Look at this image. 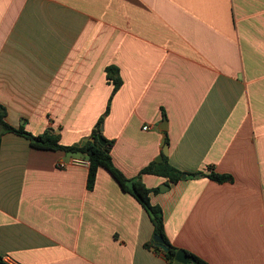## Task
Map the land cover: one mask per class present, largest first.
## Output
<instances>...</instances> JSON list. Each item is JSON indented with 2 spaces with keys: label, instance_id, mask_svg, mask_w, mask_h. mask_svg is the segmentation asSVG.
Listing matches in <instances>:
<instances>
[{
  "label": "crops",
  "instance_id": "0c3cea01",
  "mask_svg": "<svg viewBox=\"0 0 264 264\" xmlns=\"http://www.w3.org/2000/svg\"><path fill=\"white\" fill-rule=\"evenodd\" d=\"M0 102L8 123L64 145L104 116L113 164L152 190L175 246L264 264V0H0ZM165 144L176 182L142 172ZM72 158L87 160L3 134L0 256L167 264L142 204L104 167L89 188V164L58 166Z\"/></svg>",
  "mask_w": 264,
  "mask_h": 264
},
{
  "label": "trees",
  "instance_id": "16d2710c",
  "mask_svg": "<svg viewBox=\"0 0 264 264\" xmlns=\"http://www.w3.org/2000/svg\"><path fill=\"white\" fill-rule=\"evenodd\" d=\"M108 79L114 84L111 98L119 89L122 83V79L119 75L118 68L116 66L110 65L106 68ZM109 105L105 114H108ZM7 109L4 104L0 102V147L2 143V136L6 132H13L22 136H25L30 140V143L33 147L39 149H49V150H64L70 153H78L84 155L89 161V174H88V187L92 188L94 186L96 175L99 167L106 168L113 177L119 182L122 188L131 193L146 209L148 214L151 217V220L154 225V235L162 237L168 246V250L164 251L161 247L157 246L153 240L149 243V246L153 247L156 251H160L164 254L167 259V264H181L175 259L177 251L180 249L175 246L168 238L165 230V217L163 209L160 205L153 204L150 200L151 189L147 188L140 177L127 178L122 171H120L112 162L111 149L113 141L107 139L103 135V122L104 116H102L96 127L92 130L89 137L95 138L94 141H87L85 145H64L60 142L61 134L55 132L52 128L46 129L43 133L34 134L28 131L23 124L19 127H15L7 122L6 120ZM100 139L104 143L100 142ZM168 143V138L166 139ZM142 172L145 173H155L158 175L165 176L171 181L176 182L181 179L183 171L177 169L170 164L168 156L163 155L161 161H153L147 167L143 169ZM209 176L212 179L217 181L224 180L225 176L219 175L216 173H210ZM158 191V189H155ZM190 257V262L188 264H206L204 260L194 255L191 252L186 251ZM0 264H9L7 263L2 256H0Z\"/></svg>",
  "mask_w": 264,
  "mask_h": 264
},
{
  "label": "water",
  "instance_id": "95a60500",
  "mask_svg": "<svg viewBox=\"0 0 264 264\" xmlns=\"http://www.w3.org/2000/svg\"><path fill=\"white\" fill-rule=\"evenodd\" d=\"M94 141L95 140V138H93V137H86V138H84L82 141H80L79 143H76V144H78V145H85L86 144V142L87 141ZM100 142L101 143H104V141L102 140V139H100ZM164 154H167L168 153V144H165L164 145V152H163ZM162 158H163V155H160L159 157H158V159H157V161H160V160H162ZM186 177V174L184 173L183 175H182V178H185ZM166 188H168V185H166V184H164V185H162L161 186V189L162 190H164V189H166ZM153 242L157 245V246H159V247H161L164 251H167L168 250V246L166 245V243H165V241H164V239L162 238V237H160V236H158V235H154V237H153ZM175 259H176V261H178L179 263H181V264H188L189 262H190V257H189V255H188V253L186 252V250H184V249H179L178 251H177V253H176V255H175Z\"/></svg>",
  "mask_w": 264,
  "mask_h": 264
},
{
  "label": "built area",
  "instance_id": "2783aa9c",
  "mask_svg": "<svg viewBox=\"0 0 264 264\" xmlns=\"http://www.w3.org/2000/svg\"><path fill=\"white\" fill-rule=\"evenodd\" d=\"M149 128L148 126H145V129ZM76 163H85V164H89L88 160H84L81 158H72L71 160H69L68 162L65 161H61L58 163L59 167H66L69 164H76ZM6 262H8V259H4Z\"/></svg>",
  "mask_w": 264,
  "mask_h": 264
},
{
  "label": "rangeland",
  "instance_id": "374dc122",
  "mask_svg": "<svg viewBox=\"0 0 264 264\" xmlns=\"http://www.w3.org/2000/svg\"><path fill=\"white\" fill-rule=\"evenodd\" d=\"M183 174H184V173H183ZM183 174H182V175H183Z\"/></svg>",
  "mask_w": 264,
  "mask_h": 264
}]
</instances>
